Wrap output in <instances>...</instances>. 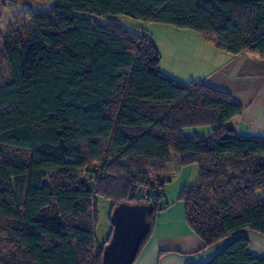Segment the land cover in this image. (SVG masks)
I'll return each instance as SVG.
<instances>
[{"label": "trees", "instance_id": "16d2710c", "mask_svg": "<svg viewBox=\"0 0 264 264\" xmlns=\"http://www.w3.org/2000/svg\"><path fill=\"white\" fill-rule=\"evenodd\" d=\"M119 15L264 60V0H53L45 11L28 8V32L0 37V264H101L112 227L98 244L95 199L111 203L110 222L114 207L146 190L151 210L137 259L168 206L151 177L166 173L172 156L198 168L177 201L204 247L244 229L264 237V139L228 127L243 111L228 94L163 74L153 43L110 18ZM199 128L208 131L184 136ZM207 264L264 258H252L249 241L237 237Z\"/></svg>", "mask_w": 264, "mask_h": 264}, {"label": "crops", "instance_id": "0c3cea01", "mask_svg": "<svg viewBox=\"0 0 264 264\" xmlns=\"http://www.w3.org/2000/svg\"><path fill=\"white\" fill-rule=\"evenodd\" d=\"M201 45L214 62L198 74L197 82L228 94L241 105L242 114L228 123L230 129L238 135L264 139V60L249 53L232 56L207 40ZM169 174L151 178L161 182L165 191V183L170 182ZM257 198L262 199L261 192ZM166 199L168 206L159 213L152 235L133 264H207L237 237L249 241L252 258H264V237L249 229L231 234L214 246L204 247L186 226L182 204L176 201L170 205Z\"/></svg>", "mask_w": 264, "mask_h": 264}, {"label": "rangeland", "instance_id": "374dc122", "mask_svg": "<svg viewBox=\"0 0 264 264\" xmlns=\"http://www.w3.org/2000/svg\"><path fill=\"white\" fill-rule=\"evenodd\" d=\"M53 3V0H0V37L12 31H17L23 36L31 28L29 22L23 17V13L28 8L34 11H45ZM82 17L89 18L87 14H80ZM124 29L144 35L148 38L159 53V69L169 78L179 83H197V76L206 67L213 65L214 60L206 49L201 45L204 38L190 30L177 29L169 25L155 23H144L140 20L126 16L110 17ZM106 18H96L100 24H105ZM1 61V59H0ZM2 69V67H1ZM230 127V124H228ZM208 129H186L185 137H192L195 133L203 136ZM105 157L103 158V160ZM101 162L92 164V168L100 165ZM170 182L165 183V194L170 205L177 201L179 192L185 186L195 184L198 178V168L196 165L181 166L179 157L172 156L168 170ZM90 179V175H87ZM174 200H171L174 198ZM178 204L180 202H177ZM181 204V203H180ZM94 236L97 243L106 241L110 234L109 214L111 203L97 197L95 199Z\"/></svg>", "mask_w": 264, "mask_h": 264}, {"label": "water", "instance_id": "95a60500", "mask_svg": "<svg viewBox=\"0 0 264 264\" xmlns=\"http://www.w3.org/2000/svg\"><path fill=\"white\" fill-rule=\"evenodd\" d=\"M150 206L121 203L112 209L109 241L102 246L101 264H133L148 228Z\"/></svg>", "mask_w": 264, "mask_h": 264}, {"label": "built area", "instance_id": "2783aa9c", "mask_svg": "<svg viewBox=\"0 0 264 264\" xmlns=\"http://www.w3.org/2000/svg\"><path fill=\"white\" fill-rule=\"evenodd\" d=\"M150 195L151 194L149 193V191L139 190L136 195V203H144V204L149 205L147 199H149ZM160 202H161V205L166 204V200L163 196L160 198ZM98 251H100V248H98Z\"/></svg>", "mask_w": 264, "mask_h": 264}]
</instances>
